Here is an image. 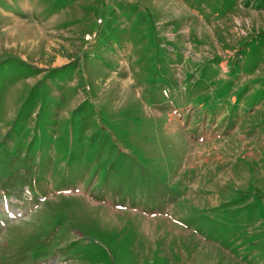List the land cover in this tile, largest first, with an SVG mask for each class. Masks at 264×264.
Here are the masks:
<instances>
[{
    "label": "rangeland",
    "instance_id": "rangeland-1",
    "mask_svg": "<svg viewBox=\"0 0 264 264\" xmlns=\"http://www.w3.org/2000/svg\"><path fill=\"white\" fill-rule=\"evenodd\" d=\"M37 260L264 264V0H0V264Z\"/></svg>",
    "mask_w": 264,
    "mask_h": 264
}]
</instances>
